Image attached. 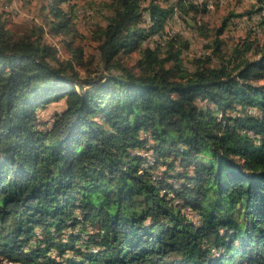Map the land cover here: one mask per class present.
Returning a JSON list of instances; mask_svg holds the SVG:
<instances>
[{
    "label": "trees",
    "instance_id": "16d2710c",
    "mask_svg": "<svg viewBox=\"0 0 264 264\" xmlns=\"http://www.w3.org/2000/svg\"><path fill=\"white\" fill-rule=\"evenodd\" d=\"M60 1L23 32L0 15V258L264 264V41L186 68L164 30L191 0H113L83 75L46 35L76 30Z\"/></svg>",
    "mask_w": 264,
    "mask_h": 264
},
{
    "label": "rangeland",
    "instance_id": "374dc122",
    "mask_svg": "<svg viewBox=\"0 0 264 264\" xmlns=\"http://www.w3.org/2000/svg\"><path fill=\"white\" fill-rule=\"evenodd\" d=\"M55 0H0V15L15 32L30 30L33 23H43L51 17V4ZM193 7L178 11L169 19L165 30L168 42L177 38V44L188 43L182 59L186 68H193L197 58L212 56V62L220 60L216 54V43L227 54L244 44L245 40L256 44L264 41V0H191ZM65 9L74 11L75 31L63 36H53L47 31L49 40L57 44L62 58H71L75 48L84 51L87 66H77L85 75L88 70L95 73L100 64L98 42L94 31L107 23L112 14L113 0H64L60 1ZM47 25V30L49 25ZM173 31V32H171ZM166 40V41H167ZM153 46L157 41L151 42ZM161 57L167 55V48L158 49ZM140 52L134 51L123 58L128 66H137ZM168 66L174 65L172 61ZM137 70V68H135ZM105 72L100 68L99 72ZM64 100L52 102L38 110L42 121L51 122L53 115L64 109ZM0 264H15L0 258Z\"/></svg>",
    "mask_w": 264,
    "mask_h": 264
},
{
    "label": "bare ground",
    "instance_id": "6f19581e",
    "mask_svg": "<svg viewBox=\"0 0 264 264\" xmlns=\"http://www.w3.org/2000/svg\"><path fill=\"white\" fill-rule=\"evenodd\" d=\"M171 32H173V31H171ZM4 260L7 261V262H11L8 259H4ZM22 264H28V263H22Z\"/></svg>",
    "mask_w": 264,
    "mask_h": 264
},
{
    "label": "built area",
    "instance_id": "2783aa9c",
    "mask_svg": "<svg viewBox=\"0 0 264 264\" xmlns=\"http://www.w3.org/2000/svg\"><path fill=\"white\" fill-rule=\"evenodd\" d=\"M15 264H22V263H19V261H18V262H15Z\"/></svg>",
    "mask_w": 264,
    "mask_h": 264
}]
</instances>
